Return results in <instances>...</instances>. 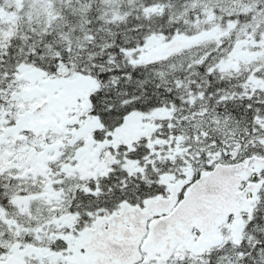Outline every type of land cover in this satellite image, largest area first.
Here are the masks:
<instances>
[{"label": "snow or ice", "instance_id": "6c2138e0", "mask_svg": "<svg viewBox=\"0 0 264 264\" xmlns=\"http://www.w3.org/2000/svg\"><path fill=\"white\" fill-rule=\"evenodd\" d=\"M0 264H264V0H0Z\"/></svg>", "mask_w": 264, "mask_h": 264}]
</instances>
